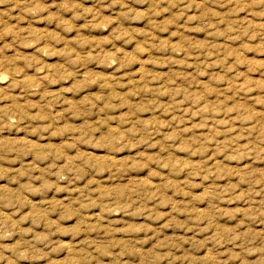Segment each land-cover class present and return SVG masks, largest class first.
Instances as JSON below:
<instances>
[{
    "label": "rangeland",
    "instance_id": "obj_1",
    "mask_svg": "<svg viewBox=\"0 0 264 264\" xmlns=\"http://www.w3.org/2000/svg\"><path fill=\"white\" fill-rule=\"evenodd\" d=\"M0 264H264V0L0 2Z\"/></svg>",
    "mask_w": 264,
    "mask_h": 264
},
{
    "label": "clouds",
    "instance_id": "obj_2",
    "mask_svg": "<svg viewBox=\"0 0 264 264\" xmlns=\"http://www.w3.org/2000/svg\"><path fill=\"white\" fill-rule=\"evenodd\" d=\"M0 2H3V0H0Z\"/></svg>",
    "mask_w": 264,
    "mask_h": 264
}]
</instances>
